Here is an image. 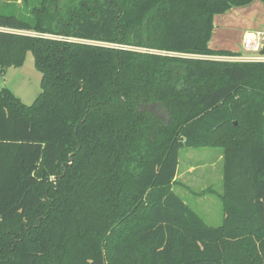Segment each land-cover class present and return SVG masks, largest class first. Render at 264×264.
<instances>
[{"label":"trees","instance_id":"16d2710c","mask_svg":"<svg viewBox=\"0 0 264 264\" xmlns=\"http://www.w3.org/2000/svg\"><path fill=\"white\" fill-rule=\"evenodd\" d=\"M253 1L0 13V74L28 51L42 73L30 105L0 82V264H264V61L209 46ZM184 146L223 150L221 225L173 188Z\"/></svg>","mask_w":264,"mask_h":264},{"label":"rangeland","instance_id":"374dc122","mask_svg":"<svg viewBox=\"0 0 264 264\" xmlns=\"http://www.w3.org/2000/svg\"><path fill=\"white\" fill-rule=\"evenodd\" d=\"M262 6L264 3L261 0H255L244 6H234L226 22L219 21V15H215L213 38L221 45L228 43V45L239 46L238 54L242 56L251 55L241 45V38L248 30L263 29L261 28L264 27V7ZM23 10L20 0H0V13L9 14ZM18 15L24 16V13ZM227 28L229 29L226 30ZM210 58L231 60L229 56L224 55L210 56ZM41 79L42 73L37 69L31 51L27 52L23 65L8 67L0 74L1 86L10 88L28 105L32 104L41 93ZM156 110L165 117L163 110L157 108ZM222 152L220 147H182L177 171L178 183L173 186L174 190L197 211L204 221L212 226L221 225L224 218L222 197L225 191L224 161L223 158L218 157ZM190 165L196 167V171L191 173ZM208 188L211 192L207 191Z\"/></svg>","mask_w":264,"mask_h":264},{"label":"built area","instance_id":"2783aa9c","mask_svg":"<svg viewBox=\"0 0 264 264\" xmlns=\"http://www.w3.org/2000/svg\"><path fill=\"white\" fill-rule=\"evenodd\" d=\"M242 45L246 52H249L248 54L251 55L229 56V59L240 61H264V29L247 31L244 34Z\"/></svg>","mask_w":264,"mask_h":264},{"label":"crops","instance_id":"0c3cea01","mask_svg":"<svg viewBox=\"0 0 264 264\" xmlns=\"http://www.w3.org/2000/svg\"><path fill=\"white\" fill-rule=\"evenodd\" d=\"M255 1V0H254ZM253 1V2H254ZM252 3V2H251ZM264 3V2H263ZM264 6H262V8H263ZM231 9H233V8H231ZM231 9H229L228 11H226L225 13H223V14H217V15H219V17H220V20L219 21H222V22H226L227 20H228V16H229V13H230V11H232ZM264 9V8H263ZM215 26V25H214ZM263 26H264V24H263ZM261 28H263L264 29V27H261ZM229 28H227L226 30H228ZM256 30H261V29H256ZM249 31V30H248ZM213 32H214V30H213ZM247 32V31H246ZM246 32H244V34L246 33ZM244 34L242 35V38H241V45H242V40H243V37H244ZM209 46L211 47V48H214V49H227V50H232V51H235V52H237L238 53V51H239V46H232V45H228V43H226V44H219L217 41H216V39H214L213 38V34H212V37H211V39H210V41H209ZM219 158H223V154L221 153V154H219V156H218ZM193 171H196V167H194L193 165H190V172L192 173ZM177 180H178V173H177ZM193 208V207H192ZM194 209V208H193Z\"/></svg>","mask_w":264,"mask_h":264}]
</instances>
